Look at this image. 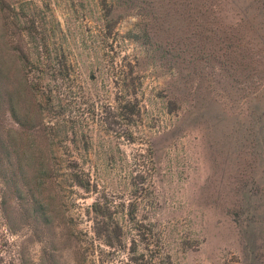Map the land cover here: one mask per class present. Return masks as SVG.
I'll return each instance as SVG.
<instances>
[{"label":"rangeland","instance_id":"1","mask_svg":"<svg viewBox=\"0 0 264 264\" xmlns=\"http://www.w3.org/2000/svg\"><path fill=\"white\" fill-rule=\"evenodd\" d=\"M177 1L0 0V264H264V85ZM256 3L226 12L247 40ZM132 207L158 241L133 256Z\"/></svg>","mask_w":264,"mask_h":264},{"label":"trees","instance_id":"2","mask_svg":"<svg viewBox=\"0 0 264 264\" xmlns=\"http://www.w3.org/2000/svg\"><path fill=\"white\" fill-rule=\"evenodd\" d=\"M230 3L231 0H182L180 4H175V8H177V10L179 9L178 13L180 15L189 18L194 28L200 29L201 32L204 31L207 36H222L220 41L224 44V57L227 63L231 59L230 53L234 52V50H229V48L237 49L235 52H237L236 56H239L237 63L239 74H242L243 70L246 71L249 68L248 71H251L252 76L255 78L253 83L257 86H262L264 85V36L259 33L257 41H255L253 38L249 40L245 38L244 32H247V30L252 31L253 26L252 22L249 21V19L244 16V14H242V17H240V22L232 23L227 21L228 18L226 12L228 11ZM263 4L264 0H262L261 4H257V7L259 15L264 17ZM184 5L187 6V11L183 8ZM246 21H248V23H246ZM258 31L260 30L258 29ZM236 42L237 44L235 45L234 43ZM51 64L55 66L53 63ZM231 67L232 63L230 61L228 68L226 69L228 70ZM49 72L51 74H57L59 71H56L54 68L50 67ZM58 75L63 77L65 76V73H58ZM58 75H53L56 76L54 79H57ZM125 93H128V91ZM126 96L127 97L120 98V100L117 99V104L118 107L128 110L130 114V120H133L132 116L138 113V109H136L138 106L134 104L135 99H133V96ZM120 104L122 105L120 106ZM254 120L259 122L260 118L256 117ZM248 124H251L249 120ZM73 172L74 182L80 187L89 189L88 183L83 181L81 174L77 171ZM251 179V181H255V179ZM109 209L110 208L108 205L106 207V205H104L100 199L94 200L90 205V211L93 214L92 222L94 235L98 239L105 238L104 244L108 247H111L113 246L114 242L120 243L122 241L123 232L122 228L113 219ZM127 216L130 226L135 232V235L138 237V239L135 237L132 239L133 247L129 251L131 255L133 256V253L137 252V242H143L145 244L146 251L152 250L149 248L150 244H153V246L157 247L158 241L156 239H152V235H150V233L147 231L144 224L135 217V211L133 207L128 211ZM153 241H155V243H153ZM156 254H158V252L155 249L154 255L152 254V258H155ZM132 256L130 257V260H134V257ZM144 257H146V255L141 251L139 252L138 257H136V260H142ZM106 260L108 259L102 261L104 262Z\"/></svg>","mask_w":264,"mask_h":264}]
</instances>
